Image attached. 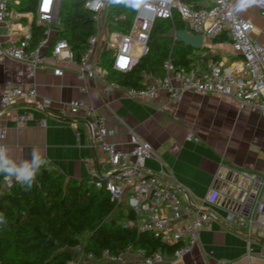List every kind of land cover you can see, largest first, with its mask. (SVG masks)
<instances>
[{"label": "crops", "instance_id": "obj_1", "mask_svg": "<svg viewBox=\"0 0 264 264\" xmlns=\"http://www.w3.org/2000/svg\"><path fill=\"white\" fill-rule=\"evenodd\" d=\"M231 2L236 15L253 26L251 39L264 45V15L260 14L259 0ZM207 4L208 0H199L196 6L206 7ZM13 13L5 24L0 25V46L19 38L8 32L9 26H22L20 34L25 32L26 23L21 22L24 17ZM25 15L24 19L30 20L29 14ZM114 34L117 33L111 36ZM219 37L226 40L214 43L203 38L200 53L193 57L192 68L206 69L210 64L228 66L238 60L226 35ZM98 39L95 63L100 61L104 46V38L98 36ZM61 68L62 76H54L47 68L38 71L30 81L19 75L18 72L23 70L19 63L0 59V95L10 86L26 89L32 83L36 101L52 103L48 112L39 111L28 97H23L0 119V127L5 131L3 144L9 147L15 160L30 158L35 151L47 161L42 167L57 170L66 179L87 180L90 169L99 178L106 177L109 166L105 156L92 148L83 115L72 117L66 113L60 116L70 101H82L106 119L107 128L114 132L109 138L111 143L126 147L130 134L147 142L153 156L145 161V170L176 188L184 202L195 206L209 195L211 189L221 193L217 205L207 208L213 220L201 231L199 243L181 259L169 257L167 264H216L219 261L264 264V214L256 215L250 234L245 225L226 221L227 213L237 208L235 199L242 197L240 187L246 185L236 175L260 176L264 173V120L258 113L240 109L235 101L211 94L185 93L178 103L169 101L164 92L145 103L128 98L123 90H112L104 96L96 79L80 81L74 66L62 64ZM95 71L99 75L105 74L99 63ZM154 78L146 76L144 85ZM24 112H29L32 120L17 127L15 118ZM39 120L44 121L43 127L36 124ZM188 133L199 141H187ZM126 198V194L120 198L118 208L125 207ZM76 264L144 263L139 256L128 252L115 263L103 256L100 259L83 257Z\"/></svg>", "mask_w": 264, "mask_h": 264}, {"label": "built area", "instance_id": "obj_2", "mask_svg": "<svg viewBox=\"0 0 264 264\" xmlns=\"http://www.w3.org/2000/svg\"><path fill=\"white\" fill-rule=\"evenodd\" d=\"M59 1L38 0L36 23L45 25L46 30L43 39L35 47L30 45L31 14L30 20L26 19L23 34H20L22 26H9L8 32L19 35V38L0 46V59L19 63L23 67L18 72L20 76L33 81L38 71L50 68L52 74L59 77L63 75L61 65L67 64L75 67L78 80L96 79L100 93L104 96L112 90H123L128 98L145 103L154 99L159 92H164L169 101L178 103L185 93L211 94L233 100L240 109L256 112L264 120V45L251 39L253 26L236 15L231 0H208L206 7L196 8L193 6L199 0H140L129 32L117 33L113 37L107 34L104 24V14L111 0H88L85 8L93 13L96 34L87 39L84 52L78 59L64 39L52 42L55 30L51 25L57 21ZM17 4V0H0V25L14 15L11 5ZM259 10L264 15V0H259ZM174 13L193 35L208 40L226 35L238 60L228 66L210 64L206 69L191 68L185 71L176 68L170 58H166L162 63V76L155 77L142 89L122 88L115 81L109 80L106 74L99 75L95 71L99 63L94 61L99 31L104 30L107 34L103 48L109 52L112 69L125 73L147 52L146 45L153 21L171 20ZM19 16L27 17L25 14ZM23 97H28L36 110L48 112L51 108L52 103L48 100L36 101V90L32 83L26 89L10 86L0 95V119ZM66 113L72 117L83 115V122L92 138V148L105 156L109 166L103 179L90 169L87 185L104 188L111 202L116 204L126 194V205L135 216V221L130 225H134L138 231L148 232L163 244H178L171 258L181 259L186 256L199 243L201 231L211 224L213 216L207 208L217 205L221 193L211 189L209 195L195 206L184 202L176 188L145 170V161L153 156L147 142L130 134L126 147L111 143L109 138L114 132L107 128L106 119L82 101H70L60 116ZM31 120L32 115L24 112L16 116L15 123L17 127H23ZM36 124L41 127L45 125L43 120ZM4 140L5 131L0 127V144ZM186 140L199 141L191 133L187 134ZM236 176H240L246 185L240 187L243 198L235 199L237 208L227 213L226 221L238 226L245 225L250 234L256 215L264 214V173L260 176L239 173ZM15 182L3 176L0 182L2 190L8 191ZM183 221L186 222L181 226ZM128 252L139 256L144 264H167L169 258L161 253L146 256L140 249L132 251L129 248ZM72 254L73 260L67 264H76L83 257L94 259L91 254L84 252L82 246L74 248ZM103 256L115 263L122 254L111 256L105 251ZM216 264L228 263L219 261Z\"/></svg>", "mask_w": 264, "mask_h": 264}, {"label": "trees", "instance_id": "obj_3", "mask_svg": "<svg viewBox=\"0 0 264 264\" xmlns=\"http://www.w3.org/2000/svg\"><path fill=\"white\" fill-rule=\"evenodd\" d=\"M11 8L17 14H31V47L43 39L45 25L36 23L38 0H17ZM88 0H60L53 41L64 39L75 58L84 52L87 39L96 34L93 13L85 8ZM140 0H111L104 14L107 34L128 33ZM196 8V5H194ZM21 22L26 23L24 18ZM184 23L174 13L171 20H154L151 26L147 52L132 68L114 71L109 52L103 48L99 66L107 78L125 89H142L146 76L162 75V63L170 58L176 68L190 70L194 55L200 50L165 38L170 30L181 31ZM224 37L213 40L224 42ZM3 175H0V182ZM0 264H67L73 260L72 250L82 246L94 259L143 250L146 256L161 253L170 257L176 245H166L134 225L135 216L127 205L118 208L111 202L107 191L87 185L86 180L66 179L54 169L41 167L29 191L14 183L8 191L0 184Z\"/></svg>", "mask_w": 264, "mask_h": 264}, {"label": "clouds", "instance_id": "obj_4", "mask_svg": "<svg viewBox=\"0 0 264 264\" xmlns=\"http://www.w3.org/2000/svg\"><path fill=\"white\" fill-rule=\"evenodd\" d=\"M46 163L45 158L35 151L30 158L17 161L10 155L9 147L6 144H0V175L5 176L9 181L14 179L25 191L31 190L37 173ZM4 222V214L0 213V223Z\"/></svg>", "mask_w": 264, "mask_h": 264}, {"label": "water", "instance_id": "obj_5", "mask_svg": "<svg viewBox=\"0 0 264 264\" xmlns=\"http://www.w3.org/2000/svg\"><path fill=\"white\" fill-rule=\"evenodd\" d=\"M164 37L178 41L185 47H190L191 49L197 51L201 49L203 43L202 36L189 33L186 27H184L181 31L170 30L166 35H164Z\"/></svg>", "mask_w": 264, "mask_h": 264}, {"label": "rangeland", "instance_id": "obj_6", "mask_svg": "<svg viewBox=\"0 0 264 264\" xmlns=\"http://www.w3.org/2000/svg\"><path fill=\"white\" fill-rule=\"evenodd\" d=\"M98 36L104 38V43L107 42V40H106L107 34L104 30L99 31Z\"/></svg>", "mask_w": 264, "mask_h": 264}]
</instances>
